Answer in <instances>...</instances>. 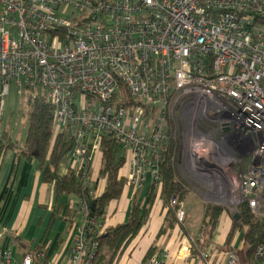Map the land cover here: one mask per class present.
<instances>
[{
    "label": "built area",
    "instance_id": "built-area-1",
    "mask_svg": "<svg viewBox=\"0 0 264 264\" xmlns=\"http://www.w3.org/2000/svg\"><path fill=\"white\" fill-rule=\"evenodd\" d=\"M11 89L51 107L84 185L106 137L126 157L131 198L160 186L164 150L180 143L185 180L211 204L237 223L244 205L264 218V0H0V125ZM81 205L63 264H94L89 236L104 234ZM183 205L169 201L181 225ZM179 232L174 249L135 264H264V243L250 260L239 231L209 250ZM0 264L57 261L47 245L20 262L0 245Z\"/></svg>",
    "mask_w": 264,
    "mask_h": 264
},
{
    "label": "trees",
    "instance_id": "trees-1",
    "mask_svg": "<svg viewBox=\"0 0 264 264\" xmlns=\"http://www.w3.org/2000/svg\"><path fill=\"white\" fill-rule=\"evenodd\" d=\"M31 113L28 116V131L22 148L13 141L7 131L0 130V160L10 151H17L26 159H36L43 173V180L53 184L57 195L68 198H79L86 202L90 210V218L100 220L107 214L113 202L120 201L128 189L126 181V157L116 147L112 137H106L101 143L99 177L103 180V187L99 194L91 195L93 187L84 185L82 175L78 169H71L65 175H60L59 168L63 160L73 150L72 142L65 132L55 135L53 131V112L43 99L29 102ZM183 145L173 143L165 148L163 160L160 164L162 183L157 188L152 186L148 191V200L144 205L140 193L131 202V209L126 223H119L108 228L99 238L91 235L90 239L99 241L94 264H114L120 259L128 246L139 237L148 222L149 212L157 198L164 201L167 213L158 238L163 235L170 237L175 229L184 235L192 236L186 225L178 226L175 211L169 208V201L178 196L180 202L186 201L191 191L186 190L187 182L183 181L179 173L178 160L182 154ZM89 179V176H88ZM226 209L222 206L207 204L204 207V217L199 228L200 238L195 243L200 250L215 247L214 235L220 220L225 217ZM70 210H67L69 214ZM242 221L232 220L231 228L227 232L225 244L229 245L237 231L241 233L249 251L250 260H254V251L264 243V218L255 217L250 209L242 208ZM193 237V236H192ZM16 241L20 242L19 238ZM29 249L26 244H19ZM45 244H40L36 250ZM158 251L153 245L147 252L145 259L151 258Z\"/></svg>",
    "mask_w": 264,
    "mask_h": 264
},
{
    "label": "crops",
    "instance_id": "crops-1",
    "mask_svg": "<svg viewBox=\"0 0 264 264\" xmlns=\"http://www.w3.org/2000/svg\"><path fill=\"white\" fill-rule=\"evenodd\" d=\"M19 147L22 148L20 145ZM73 162L72 156H67L60 165V175H65L73 169ZM99 170L100 157L97 156L89 175V181L92 182L91 186L96 194H99L103 187ZM152 186L146 183L138 191L144 205ZM131 193L132 191L127 189L125 199L123 196L120 201L113 202L107 214L97 220L103 233L111 226L128 221L131 202L136 197L131 198ZM195 198V195L190 193L183 202L187 214L191 209L189 204L191 201L194 202ZM67 210H70L69 214ZM166 213L164 201L159 196L149 212L144 232L128 246L122 257L114 264H135L145 259L153 245L161 248L163 240L161 239L158 245L155 241L160 239L158 235L165 223ZM231 223L232 221L225 216L215 232L213 239L215 245L225 243L226 226L229 225L231 228ZM84 224L85 214L81 200L74 197H59L55 186L44 182L43 173L36 159H26L17 151H10L0 160V245L2 248L10 250L12 241L30 247L26 249L19 245L23 251L37 249L40 244H45L48 246L49 256L55 259L57 264H63L74 246L78 229ZM166 237L172 239L173 243L176 239L175 235ZM16 238H19L20 242L16 241ZM179 263L185 264L184 261H169L166 264Z\"/></svg>",
    "mask_w": 264,
    "mask_h": 264
},
{
    "label": "rangeland",
    "instance_id": "rangeland-1",
    "mask_svg": "<svg viewBox=\"0 0 264 264\" xmlns=\"http://www.w3.org/2000/svg\"><path fill=\"white\" fill-rule=\"evenodd\" d=\"M29 100H27L24 97H20L14 89H11L10 95L6 97L5 99V108H4V117L2 120V123L0 125V130L7 131L10 136L12 137L13 141L18 142L19 145L22 147L24 144L27 131H28V116L31 113V108L29 106ZM179 112V110H178ZM177 112V113H178ZM180 114V113H179ZM176 116V114H175ZM173 129H175V124L172 123ZM184 146V145H183ZM179 173L183 180H185V176H188L187 172L184 171V168L182 166V163H179ZM187 182V187L189 188V191L195 195V201H191L189 206L191 207L190 213L187 214L186 219L184 223L178 224V226H183L184 224L188 227L191 235L193 238L198 239L199 236V228L201 227V223L204 217V207L207 204H211L209 200L205 196V191L201 189V185L192 180V178L189 177L188 180H185ZM154 187V186H153ZM126 196H124L125 199ZM123 199V198H122ZM186 211V209H185ZM227 217L229 214L226 215ZM79 219V217H78ZM224 217L222 218V220ZM222 220H220V225L222 223ZM230 221H232L229 218ZM229 224V223H228ZM226 233L230 230V226H226ZM185 231L179 232L181 236H184ZM175 235L177 238V230L172 231L171 236ZM167 236V235H166ZM165 235L161 236V238L158 240L156 239L155 243L158 245L160 240H163V244L161 248L158 246V251L161 252L164 249H174L175 243H173L172 239L167 238ZM226 240V239H225ZM153 242V241H152ZM151 242V243H152ZM26 243V242H25ZM154 243V244H155ZM152 245V244H151ZM174 246V247H173ZM216 250V249H214ZM10 251L13 253L14 258L20 262L23 257L24 251L20 248L18 243L10 242ZM30 251V250H28ZM222 253V252H220ZM184 264V263H179Z\"/></svg>",
    "mask_w": 264,
    "mask_h": 264
},
{
    "label": "water",
    "instance_id": "water-1",
    "mask_svg": "<svg viewBox=\"0 0 264 264\" xmlns=\"http://www.w3.org/2000/svg\"><path fill=\"white\" fill-rule=\"evenodd\" d=\"M233 219H234V221H238V220L240 219V216H239V215H235V216L233 217Z\"/></svg>",
    "mask_w": 264,
    "mask_h": 264
}]
</instances>
